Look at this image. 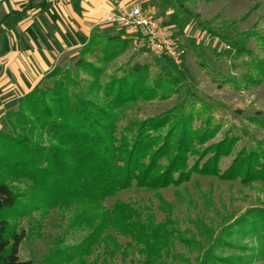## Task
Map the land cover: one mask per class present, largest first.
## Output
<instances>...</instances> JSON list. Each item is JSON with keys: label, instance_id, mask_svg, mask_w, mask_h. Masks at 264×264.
Listing matches in <instances>:
<instances>
[{"label": "trees", "instance_id": "trees-1", "mask_svg": "<svg viewBox=\"0 0 264 264\" xmlns=\"http://www.w3.org/2000/svg\"><path fill=\"white\" fill-rule=\"evenodd\" d=\"M178 1H161L162 6L173 7L176 23L182 10ZM131 46L132 39L123 32L94 30L73 69L57 65L46 76L49 84L38 86L6 112L8 128L0 130V264H33L19 256L21 245L35 232L21 228L22 221L34 219L39 209L56 206L71 216L43 264H99V254L89 259L102 247L110 258L136 248L144 264H167L168 258H179L176 240L197 249L200 264L264 260V206L224 218L219 231L213 221L206 224L197 218L196 235L181 230L161 193L180 188L194 174L240 180L243 185L264 183V143L249 151L243 148L222 171L221 160L232 154L240 137L227 133L203 148L221 129L213 126L212 115L204 125L193 127L206 105L195 114L181 104L180 110L121 125L135 104L182 90V73L161 68L153 80L150 63H135L121 75L108 74V67ZM234 49V59L251 57V62H244L252 64L257 76L247 75L248 82L264 77V59L246 53L242 43ZM90 54L95 62L87 59ZM81 71L89 78H82ZM253 121L264 124L258 118ZM131 188L154 192L167 212L165 220L158 222L153 210L141 203L116 199L111 208L106 206L108 199ZM79 233L80 241L65 244L67 236ZM116 234L129 241L121 244Z\"/></svg>", "mask_w": 264, "mask_h": 264}, {"label": "rangeland", "instance_id": "rangeland-1", "mask_svg": "<svg viewBox=\"0 0 264 264\" xmlns=\"http://www.w3.org/2000/svg\"><path fill=\"white\" fill-rule=\"evenodd\" d=\"M178 2L182 6L179 13L180 23L174 21L171 5H164L162 8L157 4L155 7L163 15L165 24L172 27L183 40L186 54L181 67L174 69L165 58L144 50H134L131 46L108 67L107 72L110 75H121L124 69L135 63H150L153 80L161 68L174 70L175 74L182 73V90L167 95L165 99L158 97L135 104L127 112L128 119L121 122V125L124 126L129 120L144 121L168 114L182 106L181 104L187 108L186 111L193 109L195 114L206 105L201 112V118L196 116L193 127L204 125L205 119L212 115L213 126L220 125L221 129L203 148L219 142L227 133L240 137L232 154L221 160L220 166L224 171L232 164L240 150L245 148L249 151L256 148L259 142L264 143V124L253 121L255 118L264 120V77L248 82L247 75L251 74L253 78L257 76L252 72V64L244 62H251V57L234 59V46L240 43L244 45L246 53L248 51L264 59V0ZM168 11H172L169 16L166 15ZM180 24H183V28H180ZM78 58L79 55L59 65L73 69ZM87 59L91 62L97 60L92 54L87 55ZM80 76L89 78L82 71ZM44 84L49 82L44 81L42 85ZM7 128L6 126L4 129ZM195 158L197 160L199 156L196 155ZM194 159H190V164H193ZM161 193L165 202L170 205L171 211L168 213L172 215V219L179 222L181 230H190L196 235L198 233L193 221L197 218H203L206 224L213 221L219 231L225 225L224 218H234L251 207L264 206L262 182L243 185L240 180L225 181L194 174L192 180L180 188L170 187ZM116 199L145 204L153 210L158 222L165 220L167 212L162 209L160 201L152 191L131 188L115 198L108 199L106 206L111 208ZM47 210L39 209L34 213V219L25 218L22 221L21 228L29 231L33 228L35 231L21 245L19 256L23 261L31 260L33 264H43L44 257L55 248L57 238L64 233L71 212L60 206ZM116 236L123 245L129 241L123 236ZM67 237L65 244H75L83 238V234L79 233L75 238L70 235ZM103 251V247L97 248L89 260L96 259L99 254V264H144L143 255L139 254L136 248L128 249L126 256L118 251L114 258H110ZM175 252L179 258H168L167 264H200V253L194 247L176 240ZM182 258H186L188 263ZM252 264H264V260H255Z\"/></svg>", "mask_w": 264, "mask_h": 264}, {"label": "crops", "instance_id": "crops-1", "mask_svg": "<svg viewBox=\"0 0 264 264\" xmlns=\"http://www.w3.org/2000/svg\"><path fill=\"white\" fill-rule=\"evenodd\" d=\"M138 2L163 8L157 0H0V130L6 112L75 58L94 30L123 32L104 23L110 11Z\"/></svg>", "mask_w": 264, "mask_h": 264}, {"label": "built area", "instance_id": "built-area-1", "mask_svg": "<svg viewBox=\"0 0 264 264\" xmlns=\"http://www.w3.org/2000/svg\"><path fill=\"white\" fill-rule=\"evenodd\" d=\"M104 23L125 32L132 39L134 50H144L169 59L176 67L183 65L185 45L177 32L165 24L163 15L154 6L141 2L116 8Z\"/></svg>", "mask_w": 264, "mask_h": 264}]
</instances>
